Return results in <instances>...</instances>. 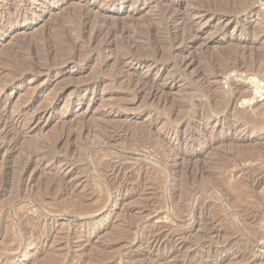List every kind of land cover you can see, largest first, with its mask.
<instances>
[{"label": "rangeland", "instance_id": "obj_1", "mask_svg": "<svg viewBox=\"0 0 264 264\" xmlns=\"http://www.w3.org/2000/svg\"><path fill=\"white\" fill-rule=\"evenodd\" d=\"M7 1L2 14L35 11L19 27L0 26L1 111L7 120L22 116L6 139L0 135V256L14 238L23 246L12 257L22 264L77 255L99 264L128 250L142 253L132 243L147 214L142 208L149 206L152 224L166 225L170 210L190 205L192 192L211 196L226 214L218 188L234 193L248 182V164H264V105H240L252 80H264L261 0ZM116 1L120 8L111 6ZM40 116L35 130L25 131ZM54 157L72 164L73 192L61 195L56 169L36 166ZM118 160L144 172L125 182L113 207L106 190L122 186L123 175L114 182L105 175ZM106 205L111 210L99 215ZM27 214L38 224L27 220L21 226L30 232L17 234ZM197 217L184 226L192 243L207 239V220ZM71 230L77 242L66 239ZM30 234L36 239L25 251Z\"/></svg>", "mask_w": 264, "mask_h": 264}, {"label": "bare ground", "instance_id": "obj_2", "mask_svg": "<svg viewBox=\"0 0 264 264\" xmlns=\"http://www.w3.org/2000/svg\"><path fill=\"white\" fill-rule=\"evenodd\" d=\"M0 4H3L5 7H11V5L8 3L7 0H0ZM111 6L112 7L117 6L120 8L122 6V4L118 3L116 1V2H112ZM33 10L34 9H32V7L26 6L25 8H23V10H18L14 14L5 15V14L0 13V26L4 24L8 28L19 27L20 19H23V23H27L30 21L27 17V11L34 13L35 10L34 11ZM95 34H97V32ZM101 44L103 45V43H101ZM97 46H99V45H97ZM148 68H151V67H148ZM147 70H150V69H147ZM252 81H254V80H252ZM163 92H165V91H163ZM161 94H162V92H161ZM243 94H244V92H243ZM149 97H151V96H149ZM1 101L2 100L0 99V135L2 136V138L4 137L6 139V137L9 135L10 131L12 130L11 129L12 127L17 128V126L22 125V124H20L22 121L21 120L22 116L21 117L16 116L13 120H7L6 118L4 119V117L2 115L3 111H1L2 110L1 109V103H2ZM2 106H3V104H2ZM43 117L44 116L35 117L33 120H31V122L29 123L28 126L25 124L27 126L25 131H28V132L34 131L35 128L38 126V124L43 120ZM23 121H25V120L23 119ZM22 131H24V129ZM13 132H15V131L13 130ZM167 137L168 136H165V138H167ZM13 145L14 144H8L7 150L14 149V148H12ZM63 161H64V159H63ZM63 161H61L60 159H56L54 157L53 159L40 158L36 161L37 164L35 163L37 167L50 166V168L52 170L56 169V172L54 173L53 177L55 180L58 181V184H59L60 190H61V192H60L61 195L67 194L68 192H73L74 190L77 189V186H78V183L74 184L75 182L72 179V176L74 173L72 164L68 161H65V162H63ZM244 164L247 165L246 163H244ZM248 165H247V167H245L243 169V172L244 171L248 172V173L246 172L247 176H248V179H247L248 182L245 185L244 184L242 185V188H244V189L241 188L239 190H236L234 193H233V191L231 193L230 192L228 193V192L222 191L221 188H218L219 189L218 192H215V190L213 189L214 187L213 188L211 187V189H213L214 192L216 193L215 195H217L219 197V199L222 200L223 204H222V202H220V203L224 207L226 214L224 213V215H223L220 212H219L220 213L219 214L217 209H216L217 207H215L214 204H212L211 201L209 200V197H211V196L205 197V194L203 191H202L203 193L192 192L191 193L192 194L191 202L189 200H188L189 201L188 203L183 201L186 204L190 203L189 206L187 205L185 207L184 205L181 204L182 206H184V208L182 207L183 208L182 210L178 206L177 207L179 209L174 208L175 210H170V219H168L169 221L167 222V224L165 223L166 225L152 224L150 222V220H152V218H150L151 212H149L150 211L149 206H146V207L144 206L145 208H142V210H145V211H143V213L145 212V214L146 213L147 214H146L145 218L143 219V222L141 224L134 226L135 228H133L134 231L139 234V238L134 239L132 241V243H134L135 245H138L139 247H143L144 248L143 252L142 253H140V252L136 253L135 251L133 252V251L128 250V251H125L124 253H121V254H119L115 257H112V258H110V259H108L102 263H99V264H226V263L228 264L229 260H231V261L236 260V262L239 260L240 262H244L245 264H264V226H263V224H261V223H263L264 218L262 217V219H260V217L262 215L264 216V164L260 163L259 164L260 167L256 166L255 164L254 165L248 164ZM107 167H108L109 171L105 175L106 181H108V182L117 181L119 179L120 175H123L122 186L118 185L116 187V186L110 184L106 190V193H108L109 196L112 198V200H114V206L113 207H119L120 197L123 196L122 192L124 189L123 187H124L125 182L127 180H129L130 178H132L135 174L139 175V173H141L143 171V169L133 167L132 165H129L126 162H123L120 160L109 162L107 164ZM256 170H259V171H256ZM169 171L170 170H168V172ZM208 173H210V172H208ZM206 175H208V174H206ZM238 175H239V173H238ZM209 176H211V175H208V177ZM212 176H215V175L212 174ZM234 176H235V174H234ZM239 176H241V175H239ZM168 177L175 180L177 178V171L174 169L171 170L168 174ZM235 177H237V176H235ZM243 178H245V177H243ZM219 179H220V177H219ZM205 180H207V179H205ZM214 181H216V180H214ZM219 181H221V180H219ZM25 183H27V182H25ZM215 183H217V182H215ZM208 184H211V183L208 182ZM208 184H207V186H210ZM221 184H222V182H221ZM213 186H216V185H213ZM218 186H219V184H218ZM216 188H217V186H216ZM228 189H227V191H228ZM193 190L195 191L196 189H193ZM203 190H205V188ZM258 190H260V194L256 195V192ZM230 191H231V189H230ZM254 191H255V194L253 195L254 198L253 199L251 198L252 201L250 203L244 202V201H246V199L248 201V199L250 198V197L246 198V196L250 195L251 192H254ZM208 193L206 192V195ZM261 194H262V197L260 196ZM188 195H190L189 192H188ZM208 195H210V194H208ZM213 195H214V193H213ZM69 196H70V194H69ZM207 197H208L207 200H209L210 202L206 200ZM184 200H186V199H184ZM81 203L83 204L82 201H81ZM37 209H39V208L37 207ZM186 209H188V210H186ZM110 210H111V208L109 206H107V205L103 206L99 210V215H103L105 212L110 211ZM32 212H34V211L32 210ZM198 215H200V216L203 215L207 220V224H206V225H208V229H207L208 231H207V236H206L207 239L203 240V238H202V240H200V238H198L199 241H197V242L194 241L195 243L194 242L192 243V242L188 241L189 240L188 235L184 230L185 229L184 226L187 225L188 223L196 222ZM47 216H50V215L46 214L43 217L42 221H47L48 218H45ZM36 218L34 217V215L31 216V214H27L26 217L21 218L22 222L20 221L21 222L20 226L25 225L26 224L25 221H27V220H30V222L34 221V223H37L39 220H38V218L37 219ZM228 219H230L229 222H231V219L233 220V222H231V223H233V225H231V223H230V225H227ZM258 220H259V222H258ZM260 220H262V222H260ZM202 222H204V221L202 220ZM229 222H228V224H229ZM88 223L89 222H87V224ZM27 224H29V222ZM25 226H21L18 229V233L16 230V233L17 234H19V233L25 234L26 232L28 233L29 230L27 229L28 231H26ZM238 229L242 230L243 234H241L240 231H238ZM256 230H257V232L255 233ZM35 235L30 234L29 236H27L28 240L26 239L27 241L25 242V251L29 247V242L31 240L36 239ZM11 238H13V237L11 236ZM80 238H81V236H79L78 232L71 230L67 233L66 239H68L71 242L73 240H75L77 242V240ZM14 239L15 240L8 241L9 243L7 245H4V251L2 252V256H0V264H22L18 260H16L17 258L15 259L12 256L14 255V253L19 248H21V246H23V242H20L16 238H14ZM262 244H263V246L261 247ZM78 246L83 247L82 244H79ZM258 247H261V249L263 250V253H258V254L256 253V248H258ZM79 256L80 255H77L69 261L67 260V261H64L63 263L61 262V264H96L97 263V262L95 263V261H94V263L93 262L91 263L90 261H87L84 258L81 259V257H79ZM101 260L99 259L100 262H101ZM232 262H234V261H232Z\"/></svg>", "mask_w": 264, "mask_h": 264}, {"label": "built area", "instance_id": "obj_3", "mask_svg": "<svg viewBox=\"0 0 264 264\" xmlns=\"http://www.w3.org/2000/svg\"><path fill=\"white\" fill-rule=\"evenodd\" d=\"M260 4L264 8V0H261ZM250 88V96L240 100V105L244 107L264 105V80L254 79Z\"/></svg>", "mask_w": 264, "mask_h": 264}]
</instances>
